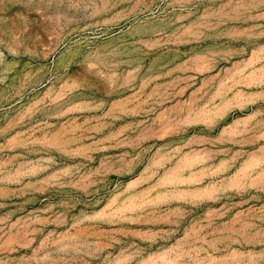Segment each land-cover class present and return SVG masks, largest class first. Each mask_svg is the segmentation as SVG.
<instances>
[{"label":"rangeland","instance_id":"1","mask_svg":"<svg viewBox=\"0 0 264 264\" xmlns=\"http://www.w3.org/2000/svg\"><path fill=\"white\" fill-rule=\"evenodd\" d=\"M176 1L0 0V264H264V0Z\"/></svg>","mask_w":264,"mask_h":264},{"label":"bare ground","instance_id":"2","mask_svg":"<svg viewBox=\"0 0 264 264\" xmlns=\"http://www.w3.org/2000/svg\"><path fill=\"white\" fill-rule=\"evenodd\" d=\"M196 0H181V1H176L177 3H175V5L179 6V7H182V8H186L190 5H192ZM215 1V0H214ZM217 2V1H216ZM174 6V5H173ZM196 6V5H195ZM189 11V10H188ZM191 12V11H190ZM192 13V12H191ZM189 15V14H188ZM187 14H183V13H180L178 15L179 19H185L187 18L188 16ZM189 17V16H188ZM188 19V18H187ZM39 84V83H38ZM16 123L15 121H10L8 123L7 126L3 127L1 130H0V139L5 135H7L14 127H15Z\"/></svg>","mask_w":264,"mask_h":264}]
</instances>
